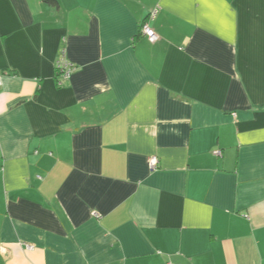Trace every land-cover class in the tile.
I'll return each mask as SVG.
<instances>
[{
    "label": "crops",
    "instance_id": "obj_1",
    "mask_svg": "<svg viewBox=\"0 0 264 264\" xmlns=\"http://www.w3.org/2000/svg\"><path fill=\"white\" fill-rule=\"evenodd\" d=\"M57 2L0 0V264H264V0Z\"/></svg>",
    "mask_w": 264,
    "mask_h": 264
},
{
    "label": "built area",
    "instance_id": "obj_2",
    "mask_svg": "<svg viewBox=\"0 0 264 264\" xmlns=\"http://www.w3.org/2000/svg\"><path fill=\"white\" fill-rule=\"evenodd\" d=\"M153 16H154L153 14H150L146 18V20L142 22L139 29L140 34L145 36L150 43H154L158 39L157 35L154 33V31L151 29L149 25V21L153 20ZM55 66H56V71L59 74V77L64 80L68 79L74 71L72 65L64 59L63 52L60 54V57L57 59ZM216 155L219 156L220 152L217 151ZM157 167H158V159L155 156L150 157L148 159L149 170L155 171Z\"/></svg>",
    "mask_w": 264,
    "mask_h": 264
},
{
    "label": "trees",
    "instance_id": "obj_3",
    "mask_svg": "<svg viewBox=\"0 0 264 264\" xmlns=\"http://www.w3.org/2000/svg\"><path fill=\"white\" fill-rule=\"evenodd\" d=\"M44 4L49 5L51 7H57L58 2L57 0H41ZM56 77H59L58 72L56 71Z\"/></svg>",
    "mask_w": 264,
    "mask_h": 264
}]
</instances>
